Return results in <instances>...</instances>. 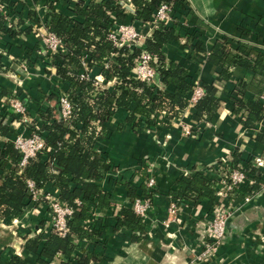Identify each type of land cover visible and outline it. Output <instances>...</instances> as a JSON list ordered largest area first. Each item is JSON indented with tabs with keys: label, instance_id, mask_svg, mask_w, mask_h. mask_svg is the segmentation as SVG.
Returning a JSON list of instances; mask_svg holds the SVG:
<instances>
[{
	"label": "crops",
	"instance_id": "crops-1",
	"mask_svg": "<svg viewBox=\"0 0 264 264\" xmlns=\"http://www.w3.org/2000/svg\"><path fill=\"white\" fill-rule=\"evenodd\" d=\"M15 1L20 6L17 31L21 33L0 37V92H5L4 96L0 94V105L3 98L14 92L28 106L29 117L24 122L14 117L4 121L13 132L0 135V146L8 141L13 143L17 134L28 135L31 128L41 131L42 113L46 107L51 110L53 118L58 119L57 99L50 95H58L69 87L56 74L55 68L47 69L44 63L33 61L31 46L39 41V28L48 18L49 10L75 17L72 9L76 0ZM99 1L84 0L82 4ZM187 2L193 13L191 26L199 27L202 31L204 51H210L215 42L227 38L231 41L232 53L237 54L241 46H246L251 62H254L257 53L264 54V0ZM32 11L37 12L36 18L40 21L37 24L30 18ZM134 23L144 32L143 24ZM28 28L32 32L24 34ZM152 32L153 28L148 29L147 37H151ZM187 42L181 37L165 44L162 53L166 63L175 62L183 66L193 83L213 81L220 88L221 105L207 116L205 123L194 120V106L188 105L170 121V127H163L167 117L158 113L151 129L142 127L139 130L133 129V125L127 122L126 109H115L105 124L108 131L94 143L95 151L106 158L111 169L117 171H108L99 183L110 198L109 206L97 211V217L107 226L98 249L100 255L97 264H208L197 259L203 250L201 242L205 237L196 227L213 203L207 199H180L170 192L176 190L180 177L205 174L203 170L207 166L222 158L238 154L244 162L252 156L264 154V138H257L264 131V124L260 120L254 127L243 126L241 116L232 111L229 95L235 86L241 84L244 97L258 101L264 90V80L249 69L231 67V78L223 83L218 79L219 68L207 62L206 53L190 47ZM22 64L27 69L24 72L20 68ZM83 72L81 69L79 74ZM87 74L90 79L103 77L101 69L95 66L90 67ZM104 81L107 83L104 84L105 90L111 92L116 89L112 80ZM156 88H165L160 79ZM183 126L192 132L200 130L199 135H185ZM6 167L21 174L18 165L7 163ZM150 173L157 178V189L148 216L143 219V230H114L120 209L129 205L126 183L137 187L143 185L146 175ZM42 191L59 197V190L50 183ZM238 203L239 208L227 223L226 241L219 247L217 258L225 264H264V194L257 195L246 204L242 201ZM34 205L31 202L26 206L19 218H0V262L12 255L22 257L27 240L37 235V228H46V232L41 233L44 238L51 234L50 225L46 227L47 209L36 210ZM173 205L175 211L172 213L169 210ZM40 220L43 223L38 227ZM77 243L80 247L75 253L79 254H83L90 244L89 241L79 240ZM28 257L33 259L32 256Z\"/></svg>",
	"mask_w": 264,
	"mask_h": 264
},
{
	"label": "trees",
	"instance_id": "trees-1",
	"mask_svg": "<svg viewBox=\"0 0 264 264\" xmlns=\"http://www.w3.org/2000/svg\"><path fill=\"white\" fill-rule=\"evenodd\" d=\"M5 3V13H0V37L3 35L15 36L20 14L19 2L15 0H0ZM84 0H76L70 17L50 9L48 14V27L52 32L61 35L66 41L65 51L56 53L52 58L56 74L66 83L65 90L77 107L76 120H59L53 118L51 110L46 107L42 113L43 128L39 133L45 141V148L30 159L23 168L21 174L15 169L7 168V163L18 165L21 158L20 152L12 142H5L0 146V218H19L23 209L31 203L28 194L26 179L35 182L37 188H43L50 183L59 190V198L66 205L74 209L72 218L68 221L70 233L65 237L51 233L46 238L37 234L28 239L24 247V255H15L4 259L0 264H47L54 258L56 253H61L66 260L60 264H92L98 262L99 247L102 244L103 233L106 224L101 218L95 217L88 227L83 222L91 219V212L109 206L110 194L100 186L104 174L112 170L110 163L99 152L95 151L96 125H100V133L105 134L108 129L106 122L113 115L116 108H124L128 112L126 118L132 128L136 126V117L142 127L151 129L156 123L154 117L167 110L169 115L163 123L164 128L170 127V121L175 118L179 111L189 105L188 96L193 90L194 83L188 71L178 63H166L162 49L170 41L177 40L182 36L188 38L187 45L203 52V35L194 27L186 28L181 25L185 19L192 18V10L187 0L173 1V21L165 24H157L153 28L151 37L145 41L146 50L156 60V71L164 89H157L154 85H148L140 80L131 78L133 58L139 54L136 49L132 53L124 49H115L109 42H105V34L113 24L111 15L117 22L129 23L136 21L141 24L151 22L152 15L159 3L170 0H129L134 5V11H127L122 7L119 0H101L90 5L82 4ZM37 12H30V18L40 22L36 18ZM14 19L7 22L6 18ZM17 22L15 24V22ZM32 32L28 28L24 34ZM231 41L223 38L213 44L210 51L206 52L207 62L219 68L218 79L223 83L231 78V67H243L251 70L255 75L264 80V54L257 53L254 62L248 58V48L241 46L237 54L230 50ZM40 47V41L31 46L33 61H44L36 54ZM110 51H117V56L111 58L108 69H104L105 59ZM84 57L88 67H98L106 77H114L119 85L113 91L102 90L92 97L94 86L90 80L81 79L79 71L82 69L81 58ZM204 89V96L194 104L193 118L199 122L201 116L212 115L221 105L220 88L213 81H200ZM173 87V89H168ZM243 85H237L230 92L232 111L241 116V123L245 127H254L262 118V107L259 101H250L244 97ZM62 92V91H61ZM53 93V92H52ZM1 96L5 92H0ZM0 96V97H1ZM50 97L57 99L58 95ZM90 99V100H89ZM5 112L0 108V135L12 133L13 129L4 122ZM153 117V118H152ZM200 128V127H199ZM75 129L79 131L75 132ZM35 129L31 128L30 131ZM158 130V129H157ZM198 130V129H197ZM77 134L81 136L77 137ZM264 138V131L257 137ZM241 160L238 154L233 155V162ZM247 164L246 161H244ZM57 172L53 173L51 169ZM256 177L260 173L256 169ZM147 176V175H146ZM177 188L170 192L171 195L180 199L191 201L207 199L215 203V181L205 174L195 173L182 176L177 181ZM258 189V184L247 187L248 192ZM126 192L129 197V205L119 211L113 229L126 228L133 232L144 228L142 219L135 214L131 207L132 201L137 197L145 196L153 200L152 195L144 191L143 185L133 186L126 183ZM79 198L83 205L77 207L74 200ZM40 220L37 226H41ZM79 241H89L83 254H77ZM90 245V247H88ZM28 256H32L30 259Z\"/></svg>",
	"mask_w": 264,
	"mask_h": 264
},
{
	"label": "built area",
	"instance_id": "built-area-1",
	"mask_svg": "<svg viewBox=\"0 0 264 264\" xmlns=\"http://www.w3.org/2000/svg\"><path fill=\"white\" fill-rule=\"evenodd\" d=\"M173 1L170 0L162 1L158 4L156 10L154 11L151 22L146 23L143 26L148 25L149 28H154L157 24L163 22L168 24L173 21ZM122 7L126 10L134 11L135 7L130 3L129 0H119ZM5 3L0 1V13H5ZM110 19L113 24L108 28L104 41L109 42L113 48L119 50L124 49L127 52L132 53L134 50L138 49L139 54L133 58V68L131 72V78L135 80H140L148 85L157 86V81L160 79L156 71V58L151 55L145 48V41L148 38L147 33H143L140 28H138L134 21L129 23L117 22L111 15ZM7 22L10 18H6ZM191 20L185 19L182 21L181 25L186 28H191ZM199 32H202L199 27H194ZM147 29V30H148ZM39 41L40 47L37 49L36 54L44 61V65L47 69L54 68V63L52 62L51 56L56 53L65 51L66 41L61 35L52 32L48 27V20L45 19L39 28ZM186 42L188 38L182 36ZM117 56V51H110L109 56L105 59L104 69H108L111 58ZM83 73L79 76L81 79L90 80L94 86L92 91V97L102 90H105L104 80H112L115 85H119L114 77L108 78L103 73V77H95L90 79L88 77V67L84 57L81 58ZM23 72L26 71V66L21 65ZM205 92L200 82H194V87L189 95L188 101L189 105L194 106V104L204 96ZM90 100V99H89ZM258 101L262 107V118L261 121L264 124V90L260 93ZM57 104L59 108L58 119L60 120H76L77 118V107L74 101L69 97V95L62 91L58 93ZM1 110L5 112L3 120H9L12 117L18 119L20 122H24L28 119V106L22 101V98L12 92L11 95L2 99ZM159 113L164 116H168L169 112L167 110H162ZM153 118V117H152ZM207 118L206 114L201 116L200 121L205 123ZM140 117L135 118L137 126L134 127L135 130L142 129V123L139 121ZM138 120V121H137ZM167 121V120H166ZM199 121V122H200ZM96 125V137H101L103 134L100 133V125ZM203 126H205L203 124ZM202 126V128H203ZM200 129V128H199ZM198 129V130H199ZM79 131L75 129V132ZM200 131V130H199ZM198 132H192L188 127L183 126V133L185 135L198 136ZM81 136L77 134V137ZM15 148L20 152L21 158L18 162L19 173L22 172L23 168L26 166L30 159H34L39 152L45 148V141L39 131L36 129L30 131L28 135L17 134L13 140ZM247 164L239 160L233 162V156L225 157L216 162L213 165L207 166L203 171L213 181H215V191L216 200L210 207V211L203 218L202 222H198L197 229L200 228V233L204 235L205 239L201 242L203 250L197 257L198 260L203 261L208 264H225L217 258V252L219 247L226 241L227 235V223L231 220L237 208H239V201L244 204L250 202L257 195L264 194V154L252 156L246 160ZM251 169H256L260 173L259 177H256L257 172H252ZM53 173L57 171L51 169ZM115 171V170H111ZM149 171V168L147 169ZM117 173V171H115ZM25 183L27 185L28 194L30 195L31 202L35 204L36 210H41L43 208L47 209V225L50 228V232L57 234L60 237H65L70 233L68 221L72 218L74 209L63 203L59 197L52 195L51 193H44L42 188H37L35 182L31 179H26ZM252 184H258V189L253 192H248L247 187ZM144 191L152 195V198L157 189V178L152 173L148 174L143 181ZM228 200V201H227ZM227 201V203H225ZM77 207L83 205V201L79 198L74 200ZM152 201L150 198L145 196L135 198L131 207L136 215H138L142 221L148 216L149 210L151 208ZM170 212H174V205L170 208ZM97 217V211L91 212V219L83 222L85 227L92 224L93 219ZM46 228H37L35 234L45 233ZM75 243L78 239H74ZM79 254V253H77ZM65 261L66 258L61 253H56L54 258L49 260L47 264H60L61 261ZM92 264H97L93 262Z\"/></svg>",
	"mask_w": 264,
	"mask_h": 264
},
{
	"label": "water",
	"instance_id": "water-1",
	"mask_svg": "<svg viewBox=\"0 0 264 264\" xmlns=\"http://www.w3.org/2000/svg\"><path fill=\"white\" fill-rule=\"evenodd\" d=\"M148 28H149V26L146 25L143 33H146V31H147Z\"/></svg>",
	"mask_w": 264,
	"mask_h": 264
}]
</instances>
